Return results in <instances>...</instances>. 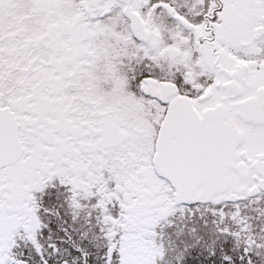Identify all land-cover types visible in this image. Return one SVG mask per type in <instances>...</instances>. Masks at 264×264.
<instances>
[{"label": "snow or ice", "instance_id": "snow-or-ice-1", "mask_svg": "<svg viewBox=\"0 0 264 264\" xmlns=\"http://www.w3.org/2000/svg\"><path fill=\"white\" fill-rule=\"evenodd\" d=\"M0 264H264V0H0Z\"/></svg>", "mask_w": 264, "mask_h": 264}]
</instances>
